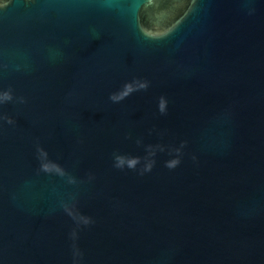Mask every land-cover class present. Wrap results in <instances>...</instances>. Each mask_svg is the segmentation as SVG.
<instances>
[{"label":"water","instance_id":"obj_1","mask_svg":"<svg viewBox=\"0 0 264 264\" xmlns=\"http://www.w3.org/2000/svg\"><path fill=\"white\" fill-rule=\"evenodd\" d=\"M0 264H264V0H0Z\"/></svg>","mask_w":264,"mask_h":264}]
</instances>
